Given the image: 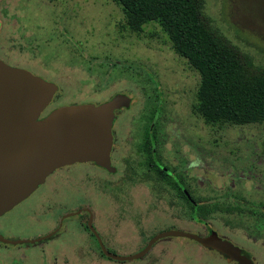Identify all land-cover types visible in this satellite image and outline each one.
<instances>
[{
    "label": "rangeland",
    "instance_id": "374dc122",
    "mask_svg": "<svg viewBox=\"0 0 264 264\" xmlns=\"http://www.w3.org/2000/svg\"><path fill=\"white\" fill-rule=\"evenodd\" d=\"M203 12L215 29L264 68V0H205ZM123 19L110 0H0V58L58 87L41 117L61 106L98 104L116 94L131 99L114 125L116 173L91 164L58 169L36 191L37 201H31L35 204L27 216L54 220L65 210L90 206L105 246L118 256L137 253L147 234L170 225L204 232L189 220L184 199L169 189L157 192V185L141 180L145 169L137 147L154 107L159 109L161 162L181 173L197 198L221 201L228 193L239 196L229 197L230 202L244 199L242 205L249 208L264 203V128L205 125L192 110L197 73L161 42L156 25L146 26L137 37L121 28ZM153 32L158 35L151 37ZM125 160L135 168V178L128 181ZM220 218L234 227L224 226ZM6 221L8 216L2 223ZM210 227L256 264H264V228L258 236L253 220L221 214ZM9 232L30 234L18 227ZM13 257L1 256L0 264H13ZM125 264L235 263L194 241L167 238Z\"/></svg>",
    "mask_w": 264,
    "mask_h": 264
},
{
    "label": "water",
    "instance_id": "95a60500",
    "mask_svg": "<svg viewBox=\"0 0 264 264\" xmlns=\"http://www.w3.org/2000/svg\"><path fill=\"white\" fill-rule=\"evenodd\" d=\"M58 92L53 82L0 59V216L29 197L54 171L74 164L92 163L112 174L114 112L129 108L131 99L117 94L100 103L61 106L41 117ZM104 255L116 261L145 256L165 238H185L220 255L227 263L255 264L241 248L209 230L200 236L167 230L150 239L145 248L129 256L106 251L91 225Z\"/></svg>",
    "mask_w": 264,
    "mask_h": 264
},
{
    "label": "trees",
    "instance_id": "16d2710c",
    "mask_svg": "<svg viewBox=\"0 0 264 264\" xmlns=\"http://www.w3.org/2000/svg\"><path fill=\"white\" fill-rule=\"evenodd\" d=\"M122 14V29L138 37L148 25H156L161 33V42L185 60L188 67L199 76V84L192 106L193 114L199 116L209 127L259 125L264 128V68L254 63L252 57L232 44L212 26L203 12L205 0H110ZM156 32L151 33L155 37ZM155 109V107H154ZM158 113H151L145 128L141 149L146 160L154 164L161 186L166 184L181 195L184 185L179 174L174 176L159 164L156 126ZM140 149V148H139ZM152 171V170H151ZM188 205L189 220L202 225L206 235L210 223L218 216H239L253 220L258 236L264 228V203L246 207L240 202L223 199L201 202L191 196ZM87 205H82L84 207ZM78 207V208H80ZM224 226L234 227L229 220L220 218ZM178 229L176 226L160 228L150 235Z\"/></svg>",
    "mask_w": 264,
    "mask_h": 264
},
{
    "label": "flooded vegetation",
    "instance_id": "af4514ba",
    "mask_svg": "<svg viewBox=\"0 0 264 264\" xmlns=\"http://www.w3.org/2000/svg\"><path fill=\"white\" fill-rule=\"evenodd\" d=\"M135 36H137V35H135ZM26 70H28V69H26ZM31 73H33V72H31ZM33 74H35V73H33ZM98 104H100V103H98ZM125 109H128V108H121V109L116 110L114 112L115 116H114V121H113V125H112L113 144H112V149H111V153H110V160H111L112 166H114L113 161H112V153H113V148H114L113 146L115 143L114 125H115V122L117 121L118 113H120L121 111H123ZM153 112L159 113V109L157 107H155V109L153 108V111H151V113H153ZM145 128H144L143 136L145 133ZM156 128H157L156 129V135H157V145H158L157 151L159 153V159H160V161H158L159 164H161L164 169L168 170L172 176L179 174L183 179L184 185L189 188V191L186 190L185 188H183L182 189L183 195H181L179 192L170 188L166 184L161 186L160 181L158 180L157 174L153 173V170H154V168H156V166L154 164H150L146 160V158L143 154V150L141 149L142 142H143V136H142V142L137 147V152L141 155V158H142V160L139 162V164L145 169V172L143 173V177L141 180L142 181H150L153 183V185H157V188H156L157 192L163 191L165 189H169V191L175 192V194L180 196L182 199L186 198V199H188V201L191 202V200H192L191 196H194L195 198H196V196L194 195V191H192L190 189V186L186 183L182 174L179 172H175L174 169H170L169 167L163 165L161 162L160 149H159V138H158V133H157L158 132V125L156 126ZM86 164H91V165L97 167L96 165H94L92 163H86ZM74 165H77V164H74ZM71 166H73V165H71ZM67 167H69V166H67ZM63 168H66V167H63ZM97 168H99V167H97ZM60 169H62V168H60ZM99 169H101V168H99ZM125 169H126V172L130 173V175H127V177H126V178H128L127 181L135 178V175H134L135 174V168H133V166L130 165L128 160H125ZM101 170H103V169H101ZM103 171H105V170H103ZM106 173H108V172H106ZM115 173H112V174H115ZM108 174H110V173H108ZM122 180L123 179H121V181ZM38 189H36L29 197H27L25 200L20 202L18 205H16L15 207H13L12 209H10L9 211L5 212L3 215L0 216V257L8 255L11 258V257L15 256L16 254H18V257L15 256L12 258L13 264H92V262H95V261L99 262L98 264H100V262H104L105 260L108 262H114V263H122V264L126 263V261H116V260L110 259L104 255V253L100 247V244L98 242L97 237L91 232V230L88 226L90 215H92L91 225H92L93 229L95 230V232L97 233L98 238L101 241L104 249L111 254H114V255H116V254L113 253L112 251H110L105 246L101 235L98 233V231L94 225V221H95L94 210L90 206H84V207L76 208L75 210H65L61 215H58L57 218L54 220L43 219L42 221H40V220L27 219V216L29 215V213H31V211H33L32 207L35 204V203H31V201H33V200L35 201V199L37 201V197H35V193ZM184 201H185V199H184ZM201 202L203 203L206 201L201 200ZM185 203H186V201H185ZM185 207H186V213H187V210H188L187 203H186ZM53 211H55V209H49L48 213H52ZM48 213H47V210H45V212L43 213L42 216L46 217ZM7 216H8V221L2 223V221ZM75 217H76V219H74ZM196 225H199V224H196ZM170 226H172V225H170ZM12 227H18L21 230L29 231L30 234L25 235V234H23V232L21 233L22 235L21 234H12L9 232V231H12ZM170 230H179V229H170ZM209 230H213L218 234V236H220L224 239H227V238L221 236L215 229H213L211 227L209 229H207L206 235L208 234ZM203 233L197 234V235L202 236ZM143 236H145V235L143 234ZM105 238L111 239L110 234L105 235ZM150 239L148 240V242L150 241ZM165 239H167V238H165ZM162 240H164V239H162ZM227 240H229V239H227ZM230 242H232V241H230ZM147 243L145 245L143 244L142 248H140L138 252H140L143 248H145ZM154 245L151 248H153ZM234 245H236V244H234ZM236 246H238V245H236ZM241 250H242L243 254L247 255L249 258H251L254 261V259L247 252H245L242 248H241ZM132 255H134V254H132ZM96 256L100 258L99 261L96 259L97 258ZM126 256H129V255H126ZM218 256L220 258H222L220 255H218Z\"/></svg>",
    "mask_w": 264,
    "mask_h": 264
}]
</instances>
